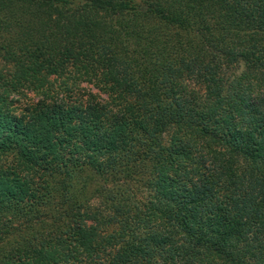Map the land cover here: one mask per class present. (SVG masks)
I'll list each match as a JSON object with an SVG mask.
<instances>
[{
	"label": "trees",
	"instance_id": "trees-1",
	"mask_svg": "<svg viewBox=\"0 0 264 264\" xmlns=\"http://www.w3.org/2000/svg\"><path fill=\"white\" fill-rule=\"evenodd\" d=\"M0 264H264V0H0Z\"/></svg>",
	"mask_w": 264,
	"mask_h": 264
},
{
	"label": "rangeland",
	"instance_id": "rangeland-1",
	"mask_svg": "<svg viewBox=\"0 0 264 264\" xmlns=\"http://www.w3.org/2000/svg\"><path fill=\"white\" fill-rule=\"evenodd\" d=\"M63 80L62 79H51V88L54 91H61V87L63 86ZM87 87H84V89ZM15 99L19 101L17 104L19 108H25L29 106L30 104L34 103L35 101L39 100V96L33 92H24L21 97L14 96Z\"/></svg>",
	"mask_w": 264,
	"mask_h": 264
}]
</instances>
